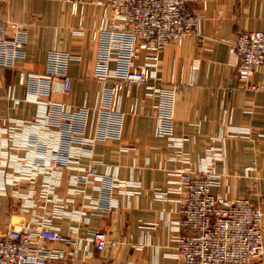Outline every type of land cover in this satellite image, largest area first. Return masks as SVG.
Here are the masks:
<instances>
[{
  "label": "crops",
  "instance_id": "0c3cea01",
  "mask_svg": "<svg viewBox=\"0 0 264 264\" xmlns=\"http://www.w3.org/2000/svg\"><path fill=\"white\" fill-rule=\"evenodd\" d=\"M86 1L82 13L85 34L75 32L81 13L74 12L71 1L5 0L1 6L0 14L23 25L27 32L25 55L16 60L15 67H0V140L25 142L14 151L23 157L24 167L45 157L41 153L45 148L39 151L26 140L39 133L47 147H52L55 142L42 125L58 121L68 109L88 107V111H78L86 113L82 119L85 136L92 137L97 130L107 132L106 125H98L94 107L101 102L103 85H112L113 80L105 81L96 74L98 43L89 33L99 23L103 6L96 0ZM192 8L201 15L199 33L188 37L185 45L170 42L161 61L164 82L181 83L176 89L173 132L183 143L177 145L156 133L153 110L157 97L149 95L145 87H132L131 94L123 96V119L108 127L109 134L119 128V136L85 145L87 154L81 158L82 164L94 167L112 183L103 186L90 176L85 192L73 195L69 179L73 170L54 191L55 197L71 198L69 212L52 220L63 232L77 237L87 234L89 228H98L118 242L103 250L91 244L88 253L81 249L73 264H179L173 255L176 243L172 232L173 221L181 217L180 201L175 195L158 198L155 191L173 185V170L199 169L211 146L220 147L223 155L215 160L222 176L213 192H223L229 199L250 196L264 212V64L253 76L258 88L250 89L238 77L236 59L230 53L231 41L240 31H264V0H206ZM53 49L78 55L67 67L71 91H62L58 82L51 92L34 99L29 93L39 86L21 82V74L45 72ZM115 66L111 61V68ZM39 117L44 120L40 127L34 121ZM23 120L32 125L14 127L13 121ZM52 133L57 134V129ZM252 163L256 168L247 171L246 166ZM29 184L28 179L19 185L7 184L6 191L0 193V230L29 222L30 214L21 211L20 198L14 194ZM93 199L112 200L113 206L106 210L91 207ZM82 207L88 210L87 222L77 211Z\"/></svg>",
  "mask_w": 264,
  "mask_h": 264
},
{
  "label": "built area",
  "instance_id": "2783aa9c",
  "mask_svg": "<svg viewBox=\"0 0 264 264\" xmlns=\"http://www.w3.org/2000/svg\"><path fill=\"white\" fill-rule=\"evenodd\" d=\"M4 1L0 0V9ZM67 1L73 3L75 13H81L80 26L75 32L85 34L87 29L82 13L87 1ZM198 2L205 4L206 0H96L95 3L103 6L99 23L89 29L91 38L98 43L96 74L105 81L111 78L113 83L103 85L101 102L94 109L98 113V125H106L107 132L97 130L94 136H85L82 119L86 113L78 111H88V107L68 109L69 113H63L58 121L42 125L55 142L52 147H47L39 133L26 140L34 143L39 151L49 148L41 152L45 156L42 161H31L28 167H24L23 157L14 153L25 144L24 141L13 138V144H9L0 140V193L6 191L7 184L19 185L24 179L30 182L26 190L14 191L20 198L21 211L29 213L30 220L25 224L9 225L2 232L0 264L64 261L73 264L81 249L88 253L91 244L100 250L108 244L117 246L118 242L112 241L102 229L89 228L87 234L77 237L63 232L52 220L54 216L69 212L67 203L71 198L55 197L54 191L66 173L73 170L69 177L70 194H83L84 186L91 181L90 176L103 182V186L112 183L94 167L82 164L81 158L87 154L85 145L119 136V128L109 134L108 127L121 123L123 112L120 105L123 96L131 94L132 87H145L149 95L157 97L153 110L156 133L182 145L183 139H175L173 132L176 89L181 83L164 82L161 61L170 42L185 45L188 37L199 33L201 15L192 8ZM26 40L25 27L0 14V67H15L16 60L25 55ZM230 53L236 59L238 77L246 87L257 89L258 85L252 80L254 73L264 64V31H240L231 41ZM77 56L53 49L46 71L22 72L21 82L28 83L29 87L32 84L39 86L35 92L30 90L34 99L51 92L58 82L62 91L70 92L72 77L67 67ZM139 59L144 60L139 62ZM111 61L116 62L115 68H111ZM48 102L53 105L51 100ZM34 121L38 127L44 122L41 117ZM13 122L17 128L31 124V121L24 120ZM52 125L57 129L56 135H52ZM209 151L199 169H175L173 185L155 191L158 198L175 195L180 201L181 217L173 221L172 237L176 243L173 255L180 260L179 264H264L263 208L247 195L229 199L223 192H213V187L220 185L222 176L215 160L223 155L220 147L211 146ZM255 168L254 163L246 166L247 171ZM90 205L106 210L113 206V201L93 199ZM77 211L81 220L87 222L88 210L82 207ZM73 230L79 232L78 227Z\"/></svg>",
  "mask_w": 264,
  "mask_h": 264
},
{
  "label": "rangeland",
  "instance_id": "374dc122",
  "mask_svg": "<svg viewBox=\"0 0 264 264\" xmlns=\"http://www.w3.org/2000/svg\"><path fill=\"white\" fill-rule=\"evenodd\" d=\"M4 230H5V229L0 230V235L2 234V232H3Z\"/></svg>",
  "mask_w": 264,
  "mask_h": 264
}]
</instances>
